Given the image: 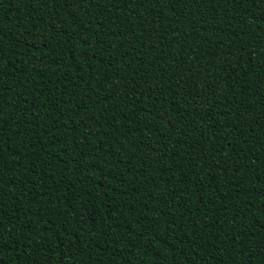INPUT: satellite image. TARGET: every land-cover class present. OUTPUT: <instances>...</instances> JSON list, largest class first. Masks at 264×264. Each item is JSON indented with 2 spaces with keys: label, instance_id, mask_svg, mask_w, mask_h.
Instances as JSON below:
<instances>
[{
  "label": "trees",
  "instance_id": "16d2710c",
  "mask_svg": "<svg viewBox=\"0 0 264 264\" xmlns=\"http://www.w3.org/2000/svg\"><path fill=\"white\" fill-rule=\"evenodd\" d=\"M0 264H264V0H0Z\"/></svg>",
  "mask_w": 264,
  "mask_h": 264
}]
</instances>
